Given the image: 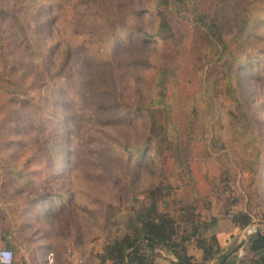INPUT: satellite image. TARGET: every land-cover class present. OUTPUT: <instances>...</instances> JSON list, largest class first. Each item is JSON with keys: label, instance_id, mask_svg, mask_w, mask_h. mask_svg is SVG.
Segmentation results:
<instances>
[{"label": "rangeland", "instance_id": "obj_1", "mask_svg": "<svg viewBox=\"0 0 264 264\" xmlns=\"http://www.w3.org/2000/svg\"><path fill=\"white\" fill-rule=\"evenodd\" d=\"M98 1L0 0V204L16 243L53 241L85 251L97 237L111 242L127 229L131 233L139 217L129 218L130 211L137 215L154 196L162 200L174 193L176 203L190 209L185 192L197 184L192 165L201 170L200 162L210 158L219 178L211 183V195L200 196L204 206L223 203L232 214L242 211L264 223V24L255 27L258 38L242 40L251 29L243 21L247 2L224 8L222 0H199L203 18L217 16L226 37L238 40L231 44L235 57L217 61L216 55L198 74L199 63L189 53H197L193 26L186 19L176 21L185 35L179 46L183 58L170 61L173 41L156 35L157 43L139 45V28L153 32L156 26L149 0ZM129 7L147 8L136 18L137 34L108 33L104 17ZM255 47L263 50L249 53ZM114 50L116 62L105 74L90 54L109 58ZM159 53L179 75L169 73L176 89L169 83L153 94L157 100L168 96L173 108L153 106L141 115L137 105L148 98L141 90L149 91L155 70L133 59ZM109 79L118 83L116 95L99 91ZM211 100L212 110L206 107ZM107 101L116 105L97 107ZM153 120L179 135L180 155L188 161L141 156ZM163 130L157 128L165 135ZM60 153L71 159L69 177L52 175ZM61 189L70 192V205L61 211L53 206L46 218H38L41 206L34 207L33 199ZM53 254V264H70Z\"/></svg>", "mask_w": 264, "mask_h": 264}, {"label": "trees", "instance_id": "obj_2", "mask_svg": "<svg viewBox=\"0 0 264 264\" xmlns=\"http://www.w3.org/2000/svg\"><path fill=\"white\" fill-rule=\"evenodd\" d=\"M93 1H97L98 4H101L98 0ZM198 1L199 0H149L148 9L146 7H129L130 9L126 10L124 13L115 14L112 12L111 14H107L104 17L106 30L110 34L122 31H129L130 34H137L135 30L139 27L137 25L138 23L136 18L143 10H149L151 6L154 11V19L156 20V26L153 31L154 33L144 31L139 28L141 32L139 33V36L141 37L139 45L144 47L150 43H157L153 41H156L155 36L159 35L165 42L171 40L176 43L173 55L169 58V60L171 61L175 58L182 60V51L179 46L183 42L185 35L180 28L176 27V21H179L178 19H186L190 25L193 26L191 44L193 49H197V53H189H191L190 55H193L195 60L199 63L197 71L198 74H201V70L204 68L205 62L212 61L216 55H219L217 61H222L225 56H228L231 59L235 57V51L231 47V44L234 40H238V38L226 37L217 16H211L209 19L203 18L204 16H202ZM133 2L134 1H132V3ZM222 2L224 8H236L239 3L247 2V16L243 21L249 20L251 29L246 33V37H242L241 39L253 40L258 38V34L254 33H256V25L264 24V14L262 11L264 8V0H222ZM120 5H123V3ZM183 11H185L186 14H181ZM189 14H193L194 19H190ZM243 29L244 28L242 26L239 31L240 36ZM249 35L251 36L249 37ZM130 43V41L126 42L125 45H130ZM254 44L255 43L253 42L252 45ZM261 50L263 49L255 47L254 49H251L249 53H258ZM90 56L91 60L94 59L97 63L102 64L101 67L104 68L103 72L105 74L109 72V68L114 67L116 62L115 50L109 58L100 57L94 53H91ZM153 60H156V62H153ZM133 61L146 63L148 66L147 68L155 70L152 82L146 84V88H148L149 91H145L144 89H142L143 91L141 90L142 93H148L146 103L137 105V108L140 109L141 115H144V109L151 108L153 106H162L168 109L169 112L170 109L173 108V100L169 99L168 96H164L162 99L157 100V97L153 94V92H159L161 87L162 90H165L169 83H171V88L176 89V82H172L169 77L170 72L173 73L175 78L178 77L179 72L177 71L176 66L167 67L165 64L168 62V57L163 59L160 56V53L159 55L156 54L154 59L150 58V56H146L142 58L136 57ZM192 81L193 79H188V83ZM117 88V81L115 79H109V82L103 84L99 91L106 93L107 95L111 93L116 95ZM193 96L197 97L199 96V93L194 92ZM118 102L121 103L120 97ZM114 105H116V101H107L99 103L97 107L110 108ZM184 107L186 108V105H184ZM206 107L211 108L212 110L213 101H206ZM193 111H195L198 116L199 108L194 107ZM121 119L122 115H118L116 117V120ZM170 122L173 127H176V123L171 116ZM205 126L206 125L203 123L202 127H204V129L202 132L204 134L207 132V130L205 131ZM158 127L161 130L164 129V127L158 125V122L153 120L151 128H149L143 140V145L139 147L141 150V156L153 158L155 161H157L158 157L162 159V162L165 160H167V162L172 160L171 162H173V159L176 163L177 161H188L189 159H183L182 154L180 155L182 146L179 141V135L170 133L171 131L167 129L165 131L163 130L165 132V135H163L162 131H160V133L157 132ZM162 144L163 148L161 149ZM185 147L188 148V145ZM71 170L72 163L68 154L60 153L53 161L51 168L52 175L58 177H61V175L69 177ZM69 200L70 192L68 194L66 189H61L55 193L47 192L38 198H34L32 204H34V207L35 205L37 207L41 206L40 210L42 211L38 213V218H46L53 206L55 207V210L61 211L70 205L71 202ZM144 208L145 216L139 218L138 223L134 225L131 233L116 237L113 241L104 246L103 253L100 255L101 261L109 259L114 261L116 264H152L153 255L151 253L157 246H160L168 247L178 257L179 261L175 264H196L192 259L193 257L187 255L186 253L184 244L186 237H182L181 240L177 239L181 229V224L177 221V219L169 216L165 212L159 211L154 200L151 201L149 205H145ZM193 215L194 213L189 216L183 215V217L187 222L191 223L192 234L199 236L201 234V228H203V230H207L208 225L204 222H196V218H192ZM232 220L241 227H246L253 221L250 214L242 211L233 214ZM263 225L264 224H260L257 232L249 237L247 258L240 257L239 255L242 242H237L229 249L223 251L215 236H212L209 240L208 238L200 237L199 245H201L204 249L205 260L223 252L221 258L218 260V264H264Z\"/></svg>", "mask_w": 264, "mask_h": 264}, {"label": "crops", "instance_id": "obj_3", "mask_svg": "<svg viewBox=\"0 0 264 264\" xmlns=\"http://www.w3.org/2000/svg\"><path fill=\"white\" fill-rule=\"evenodd\" d=\"M212 158L200 162V166L203 169L198 170L193 168V175L197 181L195 189L191 193L190 190L185 192L186 200L191 203L190 211L194 213L192 218H196V222L207 223L208 229L203 230L201 228V234L199 236L193 235L191 232V223L187 222L181 214L184 206H179L175 201V194L166 196L165 199H159L154 196V201L159 211L167 213L169 216L177 219L181 224L180 234L178 240L182 237H186L184 242L187 255L193 257V261L196 264H218V260L221 258L223 252L216 254L214 257L205 260L204 249L199 245V238L205 237L208 240L215 236L219 245L224 250L229 249L236 241L244 235V228L237 225L232 220V213L226 204L220 203L217 205L214 203L212 206H204L202 198L200 196L211 195L213 191L211 183H217L219 178L218 167L213 168ZM182 192V191H181ZM192 194V195H191ZM147 196V195H146ZM213 197V196H212ZM145 199V198H144ZM145 205H149L146 201ZM144 205V207H145ZM141 208L137 211V215H133V211H130L129 218L134 217L142 218L145 216V208ZM3 205L1 204L0 210V248L10 247L15 252V258L13 264H49L48 255L50 252L56 253L58 259H64L70 264H116L112 260L101 261L100 255L103 253L104 246L112 240L110 237L101 238L97 237L90 242L89 248L85 251L77 250L76 247L72 249H62L60 243H39L35 245H29L26 242L16 243L15 232H8L4 225V221L7 217L2 216ZM227 210V211H226ZM198 212L199 215H196ZM234 212V211H233ZM131 222V221H130ZM264 224V223H259ZM130 228V224H128ZM129 233V229H127ZM120 237V236H118ZM116 238V237H115ZM56 242V241H54ZM58 244V245H57ZM248 249V245H247ZM153 255L152 264H175L179 261L178 257L168 247L157 246L151 253ZM181 261V260H180ZM57 264V263H56Z\"/></svg>", "mask_w": 264, "mask_h": 264}, {"label": "built area", "instance_id": "obj_4", "mask_svg": "<svg viewBox=\"0 0 264 264\" xmlns=\"http://www.w3.org/2000/svg\"><path fill=\"white\" fill-rule=\"evenodd\" d=\"M1 210V204H0ZM183 215H191L192 211L187 208H183L181 211ZM260 222L253 221L250 225L243 227L244 235L241 237L242 246L240 247L239 255L240 257L247 258V245L249 244V237L257 232V229L260 227ZM264 230V225L262 226ZM15 258V252L10 247L0 248V264H13ZM49 264H53L54 254L50 252L48 255Z\"/></svg>", "mask_w": 264, "mask_h": 264}]
</instances>
